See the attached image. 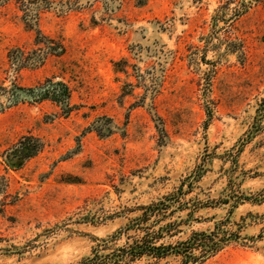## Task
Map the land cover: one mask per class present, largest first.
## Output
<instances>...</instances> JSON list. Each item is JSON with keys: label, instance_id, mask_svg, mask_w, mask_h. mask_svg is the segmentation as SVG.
<instances>
[{"label": "rangeland", "instance_id": "rangeland-1", "mask_svg": "<svg viewBox=\"0 0 264 264\" xmlns=\"http://www.w3.org/2000/svg\"><path fill=\"white\" fill-rule=\"evenodd\" d=\"M31 1L0 4V264H77L181 184L160 242L225 221L201 264H264V201H221L264 189V0ZM47 78L69 113L12 90Z\"/></svg>", "mask_w": 264, "mask_h": 264}, {"label": "trees", "instance_id": "trees-1", "mask_svg": "<svg viewBox=\"0 0 264 264\" xmlns=\"http://www.w3.org/2000/svg\"><path fill=\"white\" fill-rule=\"evenodd\" d=\"M7 0H0V4ZM19 1L25 12L31 10V0H17ZM40 34V30H38ZM62 51L64 46H60ZM12 62L16 66L22 62L24 50L17 48L9 53ZM6 90V88H3ZM17 89L27 91L33 100L41 101L43 99L50 98L59 104L64 105L66 113H69L72 109L70 105L71 89L62 81H54L53 78H47L44 83H40L33 87H22L15 85L12 90L14 93ZM264 103V98L262 99ZM262 104L260 106H262ZM193 181L189 183V187L192 188ZM229 184L233 188L228 194V198H223V203H228L230 199H234L232 208L229 209V213L233 212V209L238 206L240 202L244 201H264V189L252 194V196H243L235 194L234 186L236 183L230 180ZM183 184H181L177 191L173 192V198H165L157 202H151L147 205H141L140 210L142 214L135 218V221L150 223L148 226L142 228H133L132 226H126L121 230L116 231L108 238L98 239L100 243L93 249L92 255L84 257L77 264H128L134 262L143 257L148 258L147 264H161L163 259L171 256L180 257V264H201L211 256L218 253L230 242L236 241L240 238V231H234L230 228H225L226 222L220 221L215 224L213 230L207 231H193L192 234L184 241H179L175 244H165L160 242L165 233H169L171 229L165 230V227H171L170 224L159 227L158 230L153 229V226L158 224L166 217V213L170 211L171 207L175 203H186L184 195L189 190L183 191ZM238 191V190H236ZM175 211V210H171ZM229 219V217H228ZM229 221V220H228ZM134 230V233H130V230ZM144 233H142V232ZM142 233V234H141ZM120 234L126 236V242L122 246H115L114 243L118 239ZM114 245V246H113ZM111 250L108 254H102L101 250Z\"/></svg>", "mask_w": 264, "mask_h": 264}]
</instances>
